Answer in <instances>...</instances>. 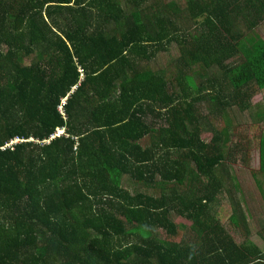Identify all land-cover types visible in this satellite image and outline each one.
I'll use <instances>...</instances> for the list:
<instances>
[{"label":"trees","instance_id":"16d2710c","mask_svg":"<svg viewBox=\"0 0 264 264\" xmlns=\"http://www.w3.org/2000/svg\"><path fill=\"white\" fill-rule=\"evenodd\" d=\"M262 29L264 0H0V264H264L216 204L250 148L229 113L264 120Z\"/></svg>","mask_w":264,"mask_h":264},{"label":"rangeland","instance_id":"374dc122","mask_svg":"<svg viewBox=\"0 0 264 264\" xmlns=\"http://www.w3.org/2000/svg\"><path fill=\"white\" fill-rule=\"evenodd\" d=\"M178 2L180 5L184 4V0H178ZM239 30L242 31L244 37L247 35L251 36L252 31L245 29L244 25H240ZM260 34L264 38V29L260 31ZM179 57L180 52L178 46L172 44L168 46L166 52L158 53L152 64L155 68L165 69L167 65L176 64ZM194 70L198 69L195 68ZM197 74L200 75L201 73L198 72ZM197 78L198 77H195V80H197ZM263 100L264 96L260 95L254 99V105H257L260 102L262 103ZM202 113L206 114L207 110H202ZM228 116V128H233L230 130V146L240 143L243 137L246 136L250 148L244 151L245 147H243L242 151L239 153L237 152L235 155V162L231 163L232 165H230V163L226 164V161L223 163L227 168L225 166L223 167L222 173H220L221 175H219V177L222 179L225 177L227 181V179L230 178L228 172L229 170H232V180H230L229 185L231 187L233 186V188L225 189L219 198L216 199V204H218V206L222 205L220 210V220L226 221L237 218L238 226L236 223L231 224L228 222V227L235 240L238 243H255L264 249V175L252 171H256L260 167L258 144L260 137L264 135V120H258L256 116V107H253L248 112L244 113L235 109L230 112ZM64 134L65 130L58 129L55 135L62 136ZM209 137V134H204L202 139L208 141ZM228 165L230 166V169H228ZM189 169L193 171L192 164H190ZM124 183L126 190L133 195L142 191V188L139 187L138 184H134L132 181ZM193 183L194 182H190V184L195 187V184ZM164 191L167 190L164 189ZM157 193L159 194V192ZM166 193H168V191ZM223 205H227V207L229 206L232 209L225 208ZM193 234V232L190 234L185 233L184 240L191 241L194 237Z\"/></svg>","mask_w":264,"mask_h":264},{"label":"crops","instance_id":"0c3cea01","mask_svg":"<svg viewBox=\"0 0 264 264\" xmlns=\"http://www.w3.org/2000/svg\"><path fill=\"white\" fill-rule=\"evenodd\" d=\"M259 97V96H258ZM257 98V97H256ZM231 172H232V170H229V172H228V174L230 175V178H228L227 179V181H226V179H225V177H224V179H222V180H224V187H225V189H229V188H233V186L231 187L229 184H230V180H232L231 179ZM253 172H257V170L256 171H254L253 170ZM157 182H158V184H157ZM232 185H233V181H232ZM222 187H223V185H222ZM175 188V187H174ZM164 189L165 190H167L168 191V193H166L167 191H164ZM171 189V188H170ZM170 189H168V187L167 186H163L161 183H160V180H159V178L157 179V181H156V185H155V191H157V192H159V194L156 192V199L157 198H159L160 196L161 197H163V196H166L167 194H169L170 193ZM165 194V195H164ZM159 198L160 200L162 199V198ZM164 198V197H163Z\"/></svg>","mask_w":264,"mask_h":264},{"label":"built area","instance_id":"2783aa9c","mask_svg":"<svg viewBox=\"0 0 264 264\" xmlns=\"http://www.w3.org/2000/svg\"><path fill=\"white\" fill-rule=\"evenodd\" d=\"M61 109V111H62V108H60ZM55 136H57V135H55ZM55 136H52V138H54ZM15 143V141L14 142H10L8 145L9 146H11L12 144H14Z\"/></svg>","mask_w":264,"mask_h":264}]
</instances>
